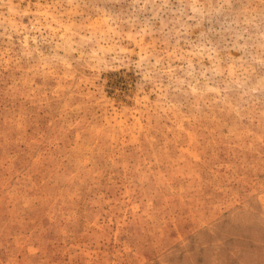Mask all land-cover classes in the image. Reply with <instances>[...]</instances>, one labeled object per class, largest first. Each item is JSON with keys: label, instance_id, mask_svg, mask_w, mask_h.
<instances>
[{"label": "rangeland", "instance_id": "1", "mask_svg": "<svg viewBox=\"0 0 264 264\" xmlns=\"http://www.w3.org/2000/svg\"><path fill=\"white\" fill-rule=\"evenodd\" d=\"M0 264H264V0H0Z\"/></svg>", "mask_w": 264, "mask_h": 264}]
</instances>
